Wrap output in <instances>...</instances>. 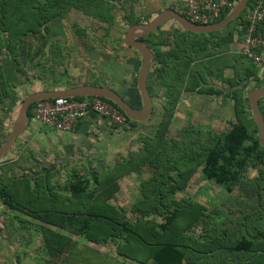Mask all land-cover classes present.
<instances>
[{"label":"trees","instance_id":"obj_1","mask_svg":"<svg viewBox=\"0 0 264 264\" xmlns=\"http://www.w3.org/2000/svg\"><path fill=\"white\" fill-rule=\"evenodd\" d=\"M174 1L175 3L166 9H172L185 16L182 10L183 0ZM255 1L250 0L247 9L222 31L207 34L190 33L183 31L173 20L169 21L176 27L163 31L162 26L168 22L167 20L146 36L144 41L154 54V61L147 75V89L150 97L157 82L163 90V112L159 124L153 135L144 139L141 149L123 161L117 171H110L113 173L103 180H99L95 175L96 177L92 179L94 186L92 191H87L86 180L83 183L79 181L72 184L68 188L70 198L67 203H62L60 208H54L40 202L41 194L46 195L45 192L49 194L51 201L57 199L52 194L47 178L41 177L40 182L33 179L34 187H31L29 179L23 181L25 182L23 185L21 180H5V175H0V201L10 209L18 210L38 221V234L48 257L58 258L61 255L63 247L69 241L64 232L84 236L88 242L95 243L91 233L93 228L99 226L109 228L111 233L120 232L116 234L121 241L116 246L117 255L122 254L130 258L131 256L126 254V249L134 241L142 243L152 264H184L186 246L181 233L189 230L190 225H193L199 216L201 222L205 223L204 217L206 218L207 212L204 211L203 205L197 204L185 209L181 216L182 203L174 200L168 202L167 196L177 188H184L198 167H202L201 172L206 180L214 182L230 193L240 182L248 166L257 173L254 181L257 208L252 214H255L254 216L248 215L240 222L246 223L248 219L256 217L257 225L244 231L239 227L233 229L231 235L234 239L230 241L235 243L234 248L237 250L252 249L264 256V220L259 215L264 211V148L258 143L257 126L251 118L248 100L246 96L242 97L244 92L247 95L258 86L260 71L239 54L238 57L232 58L227 55L229 46L236 37L235 32L238 35L243 33L247 23L245 15L254 6ZM136 2L137 0H0V50H5L8 60L22 71L18 62L20 54H24L25 61L33 57L39 60L41 58L35 54L30 56V48L25 42L30 39L36 43L41 39L45 45V39L62 35L63 23L70 10L79 11L90 17L97 21L105 32H109L114 24L116 10L121 12V20L128 28L135 24H146L154 18L137 14L134 8ZM124 4H128V12L124 9ZM228 14L229 11L222 12L214 23L222 21ZM238 26H242V30H238ZM75 32L84 34L78 27ZM37 36L39 38H36ZM215 49L221 51L218 56L211 52ZM241 59L245 61L242 62ZM39 60L36 59L35 65L40 66ZM224 69H230L232 75L223 76ZM44 71L43 69L35 76L36 80H43L40 75H43ZM208 77L217 82H224L226 88H218L215 83H210ZM3 82L1 79L0 99L7 93ZM226 89V96L231 99L234 109V120L229 123L226 130L217 134L211 130L189 128L186 142L167 139L170 121L182 92L218 95ZM75 99L83 100L85 97ZM15 103L14 99L0 110L3 113L2 118L8 117ZM244 104L248 106L247 110ZM33 105L28 109L29 119ZM259 108L264 113V100L259 102ZM137 125L139 123L127 119L126 124L121 127L126 129ZM1 136L0 146L6 142V136L3 138ZM145 166L148 167L151 176L140 182L141 199L132 208V213L134 215L139 213V216L136 220L127 219L120 222L117 213L106 205L107 199L114 198L113 193L118 190L117 180L120 177ZM154 216L163 217V222H157L156 228L151 222V217ZM229 234L226 229H221L217 235L220 239H216L215 244L225 241ZM221 246L220 244L218 247Z\"/></svg>","mask_w":264,"mask_h":264},{"label":"rangeland","instance_id":"obj_2","mask_svg":"<svg viewBox=\"0 0 264 264\" xmlns=\"http://www.w3.org/2000/svg\"><path fill=\"white\" fill-rule=\"evenodd\" d=\"M174 3V0H137L134 8L140 16H151L153 18L164 8L166 9ZM123 7L126 12L129 11L128 4H124ZM114 13V24L109 32H105L97 21L84 16L79 11L70 10L63 23V34L47 39L45 37L46 46H41V41L44 40L38 39L40 43L34 46L33 54L44 57L41 59L42 63L39 67L44 68L46 72L48 71L49 75H55L57 78L61 77L60 80L64 78V82L69 84L82 81L84 75L86 77L96 75L99 80L112 85L118 91H121L123 83L128 86L134 78L136 79L137 74L133 72L134 67L132 64H128L127 60L132 57L140 59V55L137 51L124 46L123 36L128 27L121 20V12L116 10ZM77 27L84 34H77L75 32ZM174 27L176 26L173 22L168 20L162 26V30L168 31ZM232 27L233 25L230 26V29ZM217 37L219 38V35ZM217 37L215 38L217 39ZM36 38H39V36ZM84 50H88V53ZM235 50L236 44L233 42L229 46L227 55H230V58L233 56L238 57ZM211 52L218 56L221 51L215 49ZM232 73L230 69L222 71L225 77L231 76ZM208 78L210 83H215L218 88H226L224 82H217L212 77ZM39 83L42 86L45 84ZM41 88L40 85L39 89ZM33 89L35 90L36 87ZM226 93L227 89L218 95H196L182 92L173 118L170 121L169 131L166 134L167 139H178L186 142L189 128L193 130H211L217 134L226 130L229 123L234 120L233 103L230 98H227ZM151 95L153 113L147 122L128 130L120 126L115 132L113 128V131L109 132L107 128L101 126V129L95 132L96 140L87 142L88 144L85 146L87 150L84 152L79 150L84 144L80 142L81 140L75 138L74 131L70 132L72 138H67V140H62L64 134L53 133V138L55 141L57 140V143L60 140V143L65 141L67 145L71 144V140L79 142L75 145V150L69 151V153L62 148L61 151L48 148L41 142L34 140L31 134L23 136V140L16 142L17 145L14 146L16 148L0 159V175L4 174L5 180H21L23 185H25L23 181L29 179L31 187H34L32 184L33 179L40 182L43 177L47 178L52 194L57 199L51 201L49 194L45 192L46 195L41 194L43 198L40 197V202H44L48 206L51 205L50 207L60 208L61 204L67 203L68 198H70L68 193L70 185L79 181L83 183L86 180L87 191H92L94 188L92 179L94 177L97 176L99 180H103L104 177L113 173L110 171H117L123 161L129 159V156L141 149L144 139L153 135L159 124L163 112L162 104L164 103L163 90L158 86V82L153 87ZM245 96L246 92L243 93L242 97ZM244 107L246 110L248 109L246 104H244ZM14 120L15 118L10 123L9 119L2 118L0 114V136L4 133L1 136L2 138L6 136L7 140L10 130L5 124L9 121V126V124L14 123ZM42 126L48 132L52 130L51 127ZM39 164L41 165L39 166ZM201 168L198 167L192 173L184 188H177L171 192L167 196V201L174 200L182 203L180 205L181 216H183L185 209L192 207L191 205H203L205 207L204 211L207 212L203 211L207 215L206 218L204 217L206 222H201L199 216L197 221L190 225L189 230L181 233L182 239L185 241V246L189 248H214L213 246L217 245L214 248L217 249L220 244L218 242V244H215V240L220 239L217 235L220 234L221 229H226L230 233L234 227H239L244 231V229L247 230L257 225L256 217L251 220L248 219L246 223L240 222L242 218L248 215H255L252 214L257 208V197L254 188L257 173L256 170H252L248 166L243 172L240 182L232 192L228 193L221 186L206 180ZM150 176L151 172L145 166V168L130 172L118 179L120 186L123 187L122 190L120 189L119 195L123 194V197L119 198V203L112 202V204H108L111 199H107V204H104L117 213L120 222L127 221V219L130 221L136 220L139 216V213L136 214L137 216L132 213L133 203L141 199L140 182L142 180L146 181ZM183 201L186 203H183ZM170 209L171 207L168 211ZM259 215L264 220V211ZM162 218L151 217V222L155 224V228L157 222H163ZM240 223H242L241 226H238ZM38 224L37 220H33L18 210L10 209L0 201V264H86L89 261L97 264L105 263L108 258L115 260L111 257L118 256L115 247L121 241L116 234L120 232L111 233L109 228L97 226L95 229L93 228L91 233L95 243L88 242L84 236H74L64 232L69 241L66 242L58 258H50L43 250L42 240L38 234ZM233 239L234 237L231 234L226 236L223 247L229 249L234 247L235 243L230 241ZM139 247L145 248L140 242L135 243L133 241L128 245L130 259L144 262L147 258V252L142 249L139 250ZM87 248H92L98 256H95L94 253L91 255L85 253L88 251ZM90 257L92 260H90Z\"/></svg>","mask_w":264,"mask_h":264},{"label":"crops","instance_id":"obj_3","mask_svg":"<svg viewBox=\"0 0 264 264\" xmlns=\"http://www.w3.org/2000/svg\"><path fill=\"white\" fill-rule=\"evenodd\" d=\"M43 42L44 41H41V46L44 45ZM38 43L40 42L36 41L35 43L34 40L30 41V39H28V41L25 42V45L30 48L29 50L30 56L33 55V48ZM84 51L88 53V50H84ZM235 53L237 54L236 50H235ZM24 57H25L24 54L23 55L20 54V56L18 57L19 66L22 67V71H20V69H18L19 67H16L15 63L13 62L11 63V61L8 60L9 58L7 54H5V50H0V74L2 75L1 79H3L4 81L3 82L4 90H6L7 92L5 93V97L0 99V110L3 107H5L7 104L14 101V99L16 100L15 106L12 108L11 112L8 113V117L6 118L7 120L9 119L10 123H12L13 118H16V115H17L16 110L17 108H19L20 102H22V100L24 99L23 97H26L27 95L32 94V93L48 92V91H65V90L75 88L78 86L108 87L112 89L113 91H115L124 100V102L127 103L131 108L140 109L141 107V100H140V96L136 88L135 78L128 86L127 84L123 83L121 91H118L112 85H109L99 80V78L96 75H91L89 77H86L84 75L82 78V81L77 82L76 84H69L68 82L67 83L64 82V78L63 80H60L59 78L61 77L57 78V76L55 75L53 76L49 75L48 71L47 72L44 71V74L40 75L41 79L43 80L39 81V80H36L35 76L37 74H40L41 71L44 69V68H40L39 66L35 65L37 63L36 59L37 60L39 59L37 57H33L31 60L25 61ZM42 58L44 57H41L40 60ZM141 62H142L141 56H140V59L137 57H132L127 60L128 64L133 65L134 67L133 72L136 74H138L139 68L141 66ZM44 77H48V79L44 81ZM259 80H260L259 84L256 88H264V71L260 72ZM39 82L45 83V84L42 86V84H40ZM40 85L42 87L41 89H39ZM35 87L36 89L34 90L33 88ZM43 88L45 89L43 90ZM85 98H89V97H85ZM0 114L3 116V113L0 112ZM9 121L5 124V126L9 127L8 130H10V127H12V124H9L8 126ZM143 123H139V125L137 126H141V124ZM111 124L112 123H110L108 120L103 119L94 113L86 114L85 117L79 122L76 130L74 131L75 133H73V134H76L75 138L81 140L80 142L84 144L83 147L79 150L81 152H84L85 150H87V148L85 147L88 144L87 142L96 140L97 136L95 135V132H98L101 129V126H103L104 128H107L109 132H112L113 129H115L114 130L115 132L117 128H114V127L116 125L112 124L113 125L112 126ZM133 128L126 127L127 130L133 129ZM51 129L52 130L48 132L44 129V127L41 124L33 121L32 119H29L25 129L19 135L16 142L18 143L19 140H23V136H26L27 134H31L34 137V140H36L37 142H41L48 148H52L54 150H60V151L62 148L64 151L66 152L68 151V153L69 151L75 150V145L79 143L76 140H71V144L67 145L65 141H62V143H60L61 142L60 140L57 143V140L55 141L53 138V133L56 132V133L64 134V136L62 137V140H67V138L70 139L72 138V134H70V132L64 133V132L57 131L53 128ZM16 142L14 146L17 145ZM15 148L16 147H13L12 149H15ZM40 165L41 164H39V166ZM118 185H119L118 190H116L114 194L115 198H113L115 201L111 199L109 204H112V202L119 203L118 202L119 198L123 197V194L119 195L120 189L122 190L123 188L122 186H120L119 180H118ZM138 201L139 199L136 200L133 204H136ZM233 229L236 230V227H234ZM225 242L226 241L221 242L220 244L222 246L217 249H214V248L212 249L211 247H207V248L193 247L194 249L189 248V247L184 248L185 250L184 252L186 255L184 264H264V256L261 255L260 253H255L252 249L247 250V251H240V250L235 249L234 247H232L231 249L225 248L223 247L225 245ZM116 248L117 247H115V249ZM138 249L139 250L142 249L143 251L145 250V248H141V247H139ZM87 250L88 251L85 253L89 255L96 252L92 248L91 249L87 248ZM94 254L95 256H98L96 253ZM126 254L130 255V251L128 248L126 249ZM109 256H111V254H109ZM111 258L115 260L108 258L105 261V263L102 262V263H97V264H152V261L150 260L149 255H147V258L144 260V262L138 261L135 259L131 260L129 257H126V256L124 257L122 254H119L117 257L114 256ZM90 260H92L91 257H90ZM86 264H94V263L92 261H89Z\"/></svg>","mask_w":264,"mask_h":264},{"label":"water","instance_id":"obj_4","mask_svg":"<svg viewBox=\"0 0 264 264\" xmlns=\"http://www.w3.org/2000/svg\"><path fill=\"white\" fill-rule=\"evenodd\" d=\"M249 1L250 0H240L222 21L211 25H198L192 23L176 11L165 9L146 24H135L130 26L123 36V44L128 48L136 50L142 59L136 78V88L141 100L140 109L131 108L115 91L108 87L78 86L65 91H48L29 94L22 100L17 110L15 121L12 124L6 142L0 146V159L11 151L17 138L25 129L29 120V107L33 103L41 100H48L56 97H97L115 105L131 122L143 123L147 121L151 116L153 105L147 89L146 80L150 66L154 60V54L141 39L163 25L167 20L175 21L183 31L190 33L207 34L222 31L230 22L237 19L242 12L247 9ZM246 98L248 100L251 118L257 126L258 143L264 148V117L259 108V102L264 100V88H254L250 90Z\"/></svg>","mask_w":264,"mask_h":264},{"label":"built area","instance_id":"obj_5","mask_svg":"<svg viewBox=\"0 0 264 264\" xmlns=\"http://www.w3.org/2000/svg\"><path fill=\"white\" fill-rule=\"evenodd\" d=\"M239 1L183 0L182 10L190 22L211 25L222 12L232 11ZM245 17L247 23L243 33L238 35L235 32L236 52L261 72L264 71V0H256ZM238 30H242V26H238ZM33 104L30 119L64 133L75 131L88 113H94L119 127L127 121V117L115 105L97 97L83 100L56 97Z\"/></svg>","mask_w":264,"mask_h":264},{"label":"flooded vegetation","instance_id":"obj_6","mask_svg":"<svg viewBox=\"0 0 264 264\" xmlns=\"http://www.w3.org/2000/svg\"><path fill=\"white\" fill-rule=\"evenodd\" d=\"M146 37L142 38L141 40L144 41ZM145 42V41H144ZM146 43V42H145ZM147 44V43H146ZM148 46V45H147ZM149 47V46H148ZM150 49V48H149ZM151 50V49H150ZM152 51V50H151ZM153 52V51H152ZM154 61V60H153Z\"/></svg>","mask_w":264,"mask_h":264}]
</instances>
